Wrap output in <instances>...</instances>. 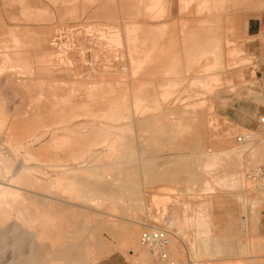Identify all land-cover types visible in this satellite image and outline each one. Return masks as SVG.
Masks as SVG:
<instances>
[{
	"label": "rangeland",
	"instance_id": "374dc122",
	"mask_svg": "<svg viewBox=\"0 0 264 264\" xmlns=\"http://www.w3.org/2000/svg\"><path fill=\"white\" fill-rule=\"evenodd\" d=\"M93 1L0 0V80L3 81L2 78L8 77L7 73L9 72V70H15L17 74L15 75V79L14 77H9L6 83L3 84V82L5 81L2 82V85L0 82V101L5 100V104H0V109L5 108V113H7L8 117L15 114L13 117L15 119H13V121L17 119L16 117L18 115L16 114H23V116L26 115L27 113H24L28 108H37L38 106L37 109H42L44 107L43 105H37L35 103L34 99L36 97H38L39 99L42 98L44 100L51 101L53 98H58V95L64 92L68 93L72 91L71 87L75 81V83L77 84L78 81L81 82L79 83V85L83 84V86H81V88L79 86L77 90H73V93L75 91V94H78V96L83 98L84 94L87 93V86V90L89 91L91 89L89 87L93 86L94 83L99 84V81L100 83L101 81H103L102 83H106L108 81L113 82L114 80L120 81V78L122 77L127 79L128 82L129 80H131L130 77L132 78L136 76L131 72V68H129V66H131V59L129 56L130 54H128L127 52L128 41L126 33L127 29H129L133 24L134 26L136 25V29L133 31V36L135 38L132 37V39L136 40H134L136 44L135 42H133L132 47L135 53H133V59L136 57L134 61L138 62V60H140L141 62L146 60L145 56L147 57L148 55V49L146 50V48H148V45H152L155 39L157 41L160 37L159 35H161L163 31L167 32L174 29V26L177 25L175 23H178V20H186V25H192L195 24L196 21L203 19L201 16L203 13L205 15L208 14V10H206L205 6H199L200 2H198V0H192L193 3H189V5L186 7L183 6L184 0H164L165 10L161 13L156 11L155 6L152 5L149 6V10L147 8V10H144V3L145 5L148 3L144 0H129L127 1V3L126 0L125 2L124 0ZM102 1H107V4L105 6H102L101 10H98L97 7L101 3H103ZM136 4L137 6L139 5L137 8L135 7ZM131 6L135 8L131 9ZM151 7L153 11L151 10ZM261 11H264V2L260 4L256 0H240L236 3L235 6L233 5V7H230L226 12L223 13L220 21L221 35L223 37V40L221 42L222 48L224 52H227L229 50H232L234 52L229 61H226L227 65L222 68L223 71L221 72L220 76L221 84H219V82L213 78L212 74L209 73L211 70H213L211 72H214L216 68H208L207 65L204 71L205 76L209 77L210 75V77L212 76L213 78V80L210 81L212 86L209 89L202 87L201 83H198L197 86L194 85L191 81L192 79H183L180 84L174 87L175 89L173 88L174 90L171 88L173 90L172 93L167 94L166 96V94H163V92L167 91L168 87L159 85L160 83L165 82V80H151L153 83H155L156 87L154 90L152 89L153 93L150 96L147 105H150V107L152 108L150 110H147L143 114H136L137 116L134 118L133 122L131 120L128 123H124V125L122 126H127L124 129L129 128L130 130L123 129L125 133L122 132V135L131 140L132 147L130 144L129 145L130 148L134 149L133 151L136 160H139V165H143L152 160L153 164H155V167H157V172H154V170L153 177H150L151 179H153V182H150V178L146 175L147 173L144 172L142 168H138V171H136V175L133 176L135 179L136 187H130L127 191L128 193L124 194L123 191H118L117 189L105 190V195L111 192L112 194L123 196L124 201H122V203H116L117 207H114L115 209L106 205L103 206L104 204L101 205V207L98 206V208H95L94 206H90L87 203L82 204L81 202H74V200L66 203L62 202L66 207L68 206L67 203H69V206H72L70 210L65 209V211L67 212H71L73 207L75 208L77 206L76 208L78 210L82 208L81 210H87L89 212L97 213L98 211V213H100L99 217H102L101 221L98 220L92 222V226L94 227L97 225L99 226V229L94 232V236H90L91 238L93 237L92 239H90V237L87 238V241L89 243L97 245V249L95 252L96 259H92L93 261H89L88 263H81L82 260L80 256L82 254V248H78L76 250V253H80V258L78 256L77 258L81 262L78 263L79 260L77 259L76 264H99L103 260H108V258L114 259L116 260V262L121 264H131L130 250H132L133 253L134 248H138L143 253L145 252L146 257H150L151 254L149 253L148 248L140 245L139 236L141 231L147 224L155 223L152 222L153 218L160 219L161 223L157 224H159V226L163 227L164 229L173 232V236L171 237L170 244L167 248V252H169V255L167 254L165 256V260L162 261H165L166 264H173V262L175 264L179 259V261L181 260L183 264L191 263L193 256L190 252L191 250L189 249L188 241L197 237V239H195L194 241L197 245L200 244L201 241L198 238L200 233L193 225L189 226L185 222L186 219L184 217H187L189 215L192 216L195 210L199 212L202 211L205 215H207V223L211 225L212 229L211 236H217L220 238L218 240V246L220 247H218L217 249L215 247H212L206 254L200 253V261L197 262V264H248V262L252 259L264 264V236L258 233L256 227L257 212L260 203L264 200V191H258L256 189L253 191L249 190L247 193L248 197H255L257 198L256 201L258 200V198H260V200L257 203H255V201L253 203L254 206L253 204H250L252 202H247L246 204L248 205H246L242 200L239 199L238 195L235 194L237 193V190L240 191L238 186H222L214 185L211 183L212 189L209 190L205 188L206 186L202 182L203 179H208V171L207 168L204 167V161L206 162L209 156H211L214 152H217V154L214 155L223 162V166L226 168V170L232 172H247L250 169L257 167L258 165H264V160H261L258 157V148L263 142L262 136H264V123H257L252 129H238L230 124L226 119L219 117L211 109L210 104L213 103L214 94L220 88H224L229 83L226 79L230 73L252 63V61L243 59V56L241 55L242 51L238 46L239 40L243 39V35L238 32V30L235 31L234 29H231L232 27H228L230 22L236 21V23H239L243 15L248 13L255 14ZM2 22L3 24H1ZM171 27L172 29H170ZM115 30L118 32L117 34H119V37L122 38H119L118 43L112 41L113 35L116 32ZM46 42H48V46ZM107 43L111 47H109ZM119 43L122 45L120 46L122 47L124 56L120 55V48L114 47L118 46ZM43 44H45L46 46ZM134 46L137 47L136 50ZM141 46L147 47L144 49V47ZM108 47L110 48V50ZM45 49H47L48 51H45ZM39 50H41L43 53L44 51L45 53H49L50 50L52 51L50 52L52 56H50L49 58V55H46V58L48 57L46 59L44 57L45 53L44 55H42L43 53ZM38 51L41 54H39ZM62 51H64L65 53L63 52L60 54V52ZM83 53L84 55L82 56ZM140 53L143 54L139 55ZM58 55H60V57ZM138 55L140 56V58H137ZM142 55L145 59L142 58ZM62 61L64 63H62ZM122 66L126 70H123ZM194 68H190L188 72L189 75L187 74V76L197 73L193 70ZM44 69L45 71H43ZM111 73L114 74L113 78L111 77ZM206 73L209 74L207 75ZM115 74L117 76H115ZM154 75L157 76V74L155 73ZM154 75L152 76L154 77ZM160 75L162 77L164 76L162 73H159V76ZM137 76L139 77V75ZM106 77H108V79ZM16 78H20L21 80L18 79L17 81ZM115 78H119L120 80ZM124 78H122L123 81L121 80L120 82L126 83ZM11 79L15 82L11 81ZM86 82H89V84L91 83L93 85L88 84L86 86ZM23 84L26 88L23 86ZM215 86L217 88L210 96L209 94L213 92V88ZM8 87L11 89H9ZM186 87L187 89H184ZM12 89L14 90L12 91ZM78 90H80L81 93ZM194 94L197 95L191 97V95ZM154 98H157L156 100L159 102L157 103L156 101L149 103V101H153ZM30 99L36 105H34ZM193 100L197 101L198 103L200 101L201 102L198 104L195 101L193 102ZM27 101L28 103L30 101L32 104L28 105L27 103H25ZM189 103V106L192 105V108L185 105ZM186 106L188 107L187 109ZM44 108L41 111L46 110L47 107L45 106ZM20 110H22V112ZM186 112L188 113L186 114ZM44 113L47 114L46 111L42 114ZM180 114H183V121L186 124L185 126L186 128H188L189 126V128L186 130L185 127H183L184 132H182L181 134H176L173 128H170V125L172 119L175 120ZM171 115L173 116V118ZM200 115L202 118V122L200 134L199 137H197L194 133L195 126L198 123ZM261 116H264V114H261L258 117V121ZM209 117H212L214 119V126L209 125ZM185 119H187V122L185 121ZM7 120H5L6 122L2 121L3 124H0V127L5 123L9 124L10 122H8L9 120ZM23 125H26L27 128H34V124H32L31 126L30 122H24L23 124H20V126ZM26 126L24 128L25 130L22 128L20 129L27 131ZM43 128H40V130H36H38L39 132L41 130H44ZM1 129L2 127L0 128V130ZM161 130L164 132L161 133ZM24 131L23 133H26ZM170 131H173V134ZM170 133L172 134V136ZM3 134V131H0V155H7L9 154L8 152H10L9 150L12 147L10 146V144L8 146V143L2 140ZM240 134H250L252 136L251 142H248L245 145L238 144L236 142V137ZM45 137H43V140ZM32 139L34 141L35 137H31L29 141L32 143H36L33 142ZM132 139H134V141ZM98 146L96 145V147ZM100 147H102V145L98 147L99 150L103 148ZM235 147H239L236 150L239 151L238 158L235 157L236 155H234V151L218 154V152L221 150L232 149ZM73 156L80 157V155L78 154H75ZM98 156L99 155H97V157ZM109 156H112V158H114L116 155H108V157H106V155L100 154V157L102 158L101 161L115 160H112V158H109ZM80 160L83 162L85 161L84 159ZM77 161L79 160L77 159ZM159 165L160 168L158 170ZM221 169L222 168L218 170ZM158 173L161 178H159ZM154 177L157 179V181H155L156 179ZM164 178L168 179L169 181H164ZM230 186H233L232 189ZM203 188L206 190H204ZM153 195H158L160 198H162V201L156 202ZM140 200L142 201V203H140ZM135 202L136 204L140 203V205L138 204L136 207ZM242 203H244V206L242 205ZM248 206L250 207L248 208ZM246 211L249 214V216L246 215L248 218L244 215ZM208 212L211 213L210 217ZM171 215L173 218L176 217L177 219H185L183 221V232H180L176 226L170 228L168 227V225L166 226V224L162 222V219H164V217L166 218L164 219L165 221L172 218ZM245 220L247 222H245ZM242 222L244 227H242ZM228 224L230 225L231 231H233L234 229L240 230V233L235 236L236 238H231L234 237V235H231V232H227L226 226ZM9 225V223L6 224V226ZM244 228L248 229L247 232H249V236L248 234H245L246 231ZM122 234L129 235L128 238L131 239L135 238L136 244L132 247L128 244H125L124 240L122 239L124 238ZM179 238H182V241H179ZM248 239L253 242H257L259 245L253 247L252 250H250L252 252L247 253L245 256L242 253L243 244ZM7 247H4L1 250L2 253L0 252V263L1 261H3V258L6 260H11L12 262L14 260V246H11L10 244V246ZM171 249H178L179 253L177 258L170 255ZM202 251L203 249L201 250V252ZM153 257L155 259H159L156 256ZM154 258H151V260L156 264H164V262H159L157 260L155 261ZM73 261L71 263L74 264L75 262Z\"/></svg>",
	"mask_w": 264,
	"mask_h": 264
},
{
	"label": "bare ground",
	"instance_id": "6f19581e",
	"mask_svg": "<svg viewBox=\"0 0 264 264\" xmlns=\"http://www.w3.org/2000/svg\"><path fill=\"white\" fill-rule=\"evenodd\" d=\"M88 1H90V0H88ZM91 1H93V0H91ZM127 1H129V0H126V3H127ZM130 1H132V0H130ZM144 1H146V0H144ZM190 1H188V2H190ZM124 2H125V0H124ZM90 3H92V2H90ZM163 3H164V1H163ZM208 3L209 2H205V4H208ZM223 3H224V1L221 0L220 4H223ZM106 4H107V1L101 3L97 7V9L101 10L102 6H105ZM155 4H157V2L155 0L148 1L145 9L146 8L150 9L149 6L150 5L154 6ZM188 5H186V6H188ZM138 6L136 4L135 7L137 8ZM183 6L186 7L185 5H183ZM135 7L131 6V9H133ZM163 9H165V7H163ZM151 10H152V7H151ZM206 10L210 11L209 8L207 9V7H206ZM135 11H136V9H135ZM210 12H212V10ZM207 13H209V12H207ZM203 15H205V14H203ZM210 16H212V15L210 14ZM213 16H214V14H213ZM214 18H216V17H214ZM216 21L214 20V22H213L214 25H215ZM218 23L220 24V21ZM1 24H3V22ZM179 24L181 25V23H179ZM208 24L211 26V22L207 23V25ZM201 25H205V24L203 23ZM186 26L189 27V28L187 27V29H191L192 27H194L193 24L191 25L192 27L189 25H186ZM195 26H198V25H195ZM3 27H4V25H3ZM135 27H136V25L134 26V24H133L130 28L128 27L129 29H127V33L126 32L125 33L127 34V41H128V43H127L128 44V51L127 52H128V54H130L129 56L131 59V66H129V68H131V72L133 74H135L136 76L139 75V77L138 76L137 77L134 76L132 78L130 77L131 80H129L127 82V79H125L124 77L121 76L122 78L125 79L126 83L120 82L122 80V78H120L121 80L119 78H115V79H119L120 81H116L114 79H113L114 80L113 82L108 81L106 83H102L103 81H101L102 84L100 83V81L98 82L99 84L94 83V85H93L90 83L93 86L89 87V88H91L89 91L87 90L88 89L87 85L89 84V82H86L87 84H85V85L87 86V89H86V87H85V89H86L87 93L84 94L83 98L78 96V94H75V91L73 93V90H75V89L77 90V88L79 86H80V88H81V86H83V84L79 85V83H81V82L78 81V84H77V83H75L76 82L75 81L71 87L72 91H70L68 93L64 92V93L58 95V98H53L51 101L44 100L42 98H41L42 99L41 100L35 96L36 97L34 99L35 103L37 105H39V104L43 105L44 107L46 106L47 107L46 110L41 111L44 107L42 109H37L38 106H37V108H28V109H26L27 111H25V113L23 111L24 114L27 113L26 115L23 116V114H20L22 116L21 117L19 114H16L19 117L18 116L16 117L17 119L14 120L15 122L13 121V119H15V118H13V117L15 115L14 113H16V112L13 113L14 115L9 116L10 117L9 118L7 116V113H5L6 112L5 108L0 109V124H3L2 121L6 122L5 120H7V119L9 120V121L8 120L7 121L10 122L9 124L5 123L6 125L5 124L3 126L1 125L2 129L0 131H3V133H4L2 140L4 142H7L8 146L10 144V146L12 147V148L10 147L11 149L9 150L10 152H8L9 154L0 155V252L4 247L10 246V244H11V246H14V248H15L13 250L15 253L14 254L15 258L12 256L15 261L13 260V262H12L11 260H6L3 258V261H1L0 264H11V262H12V264H73V263H71L73 260H74L73 262H75L74 264H76L77 259H78L77 256L79 257V255H80V253H76V250L78 248L79 249L82 248V254L80 256L82 262L78 259L79 260L78 263H80V262L81 263H83V262L88 263L89 261H93L92 259H96L95 252L97 249V245H93V244L89 243L87 241V238H89L91 235L94 236V234H95L94 232L99 229V226H97V225L93 227L92 222L98 221V220L101 221L102 217H99L100 213H98V211L96 213V212H89L87 210H81L82 209L81 207H80L81 209L78 210L76 208L77 206L75 207L76 209L73 207L71 212H67V211H65V209L70 210V208H72V206H69V203H67L68 206L66 207V206H64V204L62 202L66 203V202H71L74 200V202L77 201V203L81 202L82 204L87 203L90 206L91 205L94 206L95 208H98V206L101 207V205H103V204H104L103 206L106 205V206L111 207V208H114V207L116 208L117 207L116 203H119V202L122 203V201H124L123 196L112 194L111 192L109 194L105 195L104 194L105 190L117 189L118 191H123V193L126 194V193H128L127 191L129 190L130 187L136 185L135 179L133 176L136 175V171H138V168H142V170H144V172L147 173L146 175L149 178L153 177V171L154 170H155L154 172H157L156 171L157 167H155V164H153L152 160L151 161L149 160L150 162H147L145 164L141 163L143 165L138 164L139 160L138 159H137L138 161L136 160V157H135V154L133 151L134 149L130 148V145L132 144L131 140L127 139V137H124L122 135V132L125 133L123 131V129L126 128L127 126H122V125H124V123L130 122L131 120L133 122L134 118L137 116L136 114H143L144 112H146L147 110H150L152 108V107H150V105L148 106L147 103H148V100L150 99V96L153 93L152 91L156 87L155 83H153L150 80L151 76L154 75V73L157 74V76L154 75V77H158L159 73H162L164 75L163 78H167V80L164 79L165 82H162L159 84L161 86L164 85L165 87H168L167 91L163 92V94H166V96H167V94H171L172 91L175 89L174 87L177 86L178 84H180V82L183 80V78H186V77L184 76L182 78V75L180 73L182 72V70L184 68L180 69L177 65V63H179L177 61H179V58H180V61H182V59H181L182 57H179V52H178L179 49H178V51H177V48H176V50H174L175 47H177L176 45H175L174 49L173 48H170L169 50L167 49L168 52L166 49L162 48V51H161V49L159 48V50L161 51L160 55H159V52L156 55L160 56L162 59L159 58L161 60V63L158 66H156L157 65L156 61L158 59L157 58L158 56H155V54L153 53V57L155 56V58H157V59L156 60L153 59V61L151 59H149V55H150L149 47L152 45H149L148 48H146L147 46L146 47L141 46V47H144V49L146 48V50L148 49L147 53L149 52V54L147 55V57L145 56L146 60L141 61V62H140V60H138V62H135L134 59L136 57L133 59V53H134L133 50L134 49L132 48L133 42L136 41L135 39H132V37H134L133 31L136 29ZM200 27H202V26H200ZM200 27H199V31H200ZM176 28H177V26H176ZM197 28L195 29L196 31L198 30ZM209 28H208V30L206 28L205 31L204 30L202 31V32L207 31L206 33H204L205 35H203V33L201 32L202 37L205 36L203 39L206 42V44L204 43L206 45V47H205L206 52H209V49L211 48L212 45L217 46V44H218V46H221V44H220L221 42H219V43L217 42L218 41V39L216 38L217 36L214 38L213 37L214 35H212V33H211L212 31H214V32L218 31V30L216 31V29L218 28V25H217V28L215 25L214 28H216V29L212 30L211 32H210L211 29H209ZM112 29H113V27H112ZM170 29H172V27ZM181 30H182V28H181ZM195 30H193V31H195ZM220 30H219V32H220ZM10 31H11V29H10ZM176 31L178 32L177 29H176ZM176 31H174V32L177 35L178 33H176ZM110 32H112V31H110ZM174 32H172V35ZM219 32H217V33H219ZM117 33L118 32L116 31L115 34L113 35L112 41H115L118 43L120 37H119V34H117ZM181 33H182V31H181ZM196 33H198V32H196ZM193 34L197 35V34H195V32H193ZM198 34H200V33H198ZM219 34H218V38L221 37V36H219ZM169 35H170V33H169ZM174 36L175 35H173L171 38L173 39ZM177 36H176V38H177ZM200 36H201V34H200ZM202 37H201V40H202ZM161 38H162V36H161ZM176 38L174 40V41H176L175 43H177V41H179V40H176ZM198 38H197L198 42L197 41L196 42L200 44L201 40ZM120 39H122V38H120ZM136 39H137V36H136ZM219 39H221V38H219ZM163 40L164 39H162V41ZM204 40H202V41L204 42ZM180 41H181V39H180ZM192 41L194 42V40H192ZM166 42H167V40H166ZM203 42H201V43L203 44ZM214 42H215V44H213ZM46 43L48 46V42H46ZM120 43L118 46H114V47L120 48L121 49V50H119V52H121L120 55L124 56V52H123L122 47H121L122 45ZM169 43H170V41H169ZM208 43L209 44L212 43V45L210 44V48H209ZM135 44H136V42H135ZM159 44H156V45L158 47H160ZM164 44L166 45L165 41H164ZM43 45H45V44H43ZM102 45H103V43H102ZM107 45H108V43H107ZM160 45H162V44H160ZM189 45H190V40H189V38H186L185 45H183V46L188 47ZM169 46H171V45L169 44ZM201 46L199 47V49L201 48ZM216 46H214V47H216ZM109 47H111V46H109ZM134 48L136 50L137 47L134 46ZM152 49H151V55H152V52L156 50L155 49L152 51ZM46 50L47 49H45V51ZM109 50H110V48H109ZM39 51L42 52L41 50H39ZM39 51H38V53H39ZM45 51H44V53H45ZM94 51H96V50H94ZM157 51H158V49H157ZM184 51H185V55L189 54L188 53L189 50L185 49ZM50 52H52V51L49 50V53L46 52L47 54L45 53L44 57L46 58V55L47 56L49 55L48 57L50 58V56H52ZM63 52L64 51L60 52V54ZM140 52H141V50H140ZM181 52H182V50H181ZM44 53L42 55H44ZM137 53H136V55H137ZM226 53H228V52H225V55H228ZM39 54H41V53H39ZM58 54H59V52H58ZM141 54H143V53H140L139 55H141ZM83 55H84V53L82 54V56ZM139 55L137 56V58H140ZM196 55H198V54H196ZM200 55H202V54H200ZM218 55H220V53ZM58 56L60 57V55H58ZM150 57L152 58V56H150ZM142 58H144V56ZM189 59L191 60V58H189ZM48 60H46V61H48ZM141 60H143V59H141ZM150 60H151V63L154 62V60H155L156 65L152 64L150 66V64H149ZM82 61H83V59H82ZM136 61H137V59H136ZM224 62H225V60H224ZM51 63H54V62H51ZM62 63H64V62L62 61ZM68 63H70V62H68ZM202 63H204V62H202ZM124 65H125V63H124ZM182 65H183V62L181 64V66ZM218 65L219 64H216V62H214L213 64H209L207 66H208V68H216L217 69ZM201 66H203V65H201ZM182 67H184V66H182ZM208 68H206V69H208ZM220 68H219V70H220ZM123 70H126V69L123 67ZM43 71H45V69ZM211 71H213V70H211ZM211 71L209 73L213 74V72H211ZM116 72H117V70H116ZM215 72L218 75V72L217 71H215ZM118 74H119V71H118ZM15 75H17L15 70H9V72L7 73L8 77L2 78V80L5 82L0 80L1 85H2V82H3V84L6 83V81H8L9 77L10 78L14 77V79H15ZM107 75H108V73H107ZM112 75H111V77L113 78L114 74H112ZM201 75H203V74H201ZM215 75H213V77ZM217 75H216V77H217ZM104 76H102V77H104ZM115 76H117V75L115 74ZM200 76L198 75L199 78H200ZM203 76H204L203 79H199V78L194 79L196 77L194 75L193 76L194 78H190V79H192L191 80L192 83L196 86L198 85V83H201L202 87L208 88V89L211 88L212 84L210 81L213 80L212 76L211 77H210V75H209V77L205 76V73ZM108 77H106V78L108 79ZM160 77H161V75H160ZM16 79L18 81V79H20V78H16ZM11 81H13V80L11 79ZM83 81H85V80H83ZM160 81H161V79H160ZM13 82H15V81H13ZM95 82H97V81H95ZM189 82H190V80H189ZM92 83H93V81H92ZM71 84H70V86H71ZM23 86L25 87L24 84H23ZM27 86H29V85H27ZM4 87H5V85H4ZM9 87H11V86H9ZM2 88H3V86H2ZM83 88H82V90H83ZM171 88L172 89L174 88V89L172 90ZM9 89H11V88H9ZM184 89H187V87ZM5 90H6V88H5ZM13 90L14 89H12V91ZM78 91H80V90H78ZM15 93H16V91H15ZM80 93H81V91H80ZM22 95H23V93H22ZM195 95H197V94L191 95V97L195 96ZM187 97H188V95H187ZM10 98H12V97H10ZM156 99L157 98H154L153 101L150 100L149 103L150 102L151 103L156 102L157 101ZM187 99H189V98H187ZM194 101L195 100H193V102ZM158 102L159 101H157V103ZM193 102H192V104H193ZM195 102L198 103L197 101H195ZM25 103H27L28 105L32 104L30 101H29V103H28V101ZM35 103L33 102L34 105H36ZM196 103H194V104H196ZM0 104L1 105L5 104V100H1ZM201 104H203V103H201ZM185 105L189 106L190 103L185 104ZM158 106H159V104H158ZM187 106H186V109L188 108ZM191 106H189V107L192 108ZM20 111L22 112V110H20ZM45 111L47 112V114L44 113L45 114V116H44V114H42V113ZM187 113L188 112H186V114ZM183 114L178 115L175 120L172 119L173 118L172 115H174V114L171 115L172 116V118H171L172 122H171L170 128H173V130L176 132V134L177 133L181 134L182 132H184L183 127H185L186 130L189 128V126H188V128H186V126H185L186 124L183 121V119H184ZM185 121L187 122V119H185ZM24 122H30L31 126H32V124H34V126H33L34 128L31 129L30 126H28L30 128H27V126L25 125L27 131H24L25 126L24 125L20 126V124H23ZM28 125H29V123H28ZM154 125H156V124H154ZM20 128H22L24 130H22ZM40 128H43L44 130H41L38 132V130H36V129L40 130ZM19 129L22 131H20ZM127 129L130 130L129 128H127ZM127 129H124V130H127ZM160 129H164V128H160ZM167 129H169V128H167ZM23 131L26 133H23ZM189 131H190V129H189ZM131 132H133V131H131ZM162 132H164V131L161 130V133ZM170 132L172 133L173 131H170ZM172 134H171V136H172ZM239 136L243 138V141L237 140V138ZM239 136L236 137V142L238 144L245 145L248 142L249 143L251 142L252 136L250 134H246V135L240 134ZM31 137H35L34 141H33V139H32V141L36 142V143H32L29 141L31 139ZM43 137H45L44 140H43ZM132 140L134 141V139H132ZM28 141H29V143H28ZM96 145L97 146L102 145L103 148L100 147L102 149L99 150L98 149L99 146L96 147ZM131 147H132V145H131ZM244 150H245V148H244ZM75 154L80 155V157H76V156L74 157L73 155H75ZM100 154H104V155H106V157H108V155H113V156L116 155L115 156L116 158L115 157L112 158V156H109V158H112V160L113 159H115V160L114 161H108V160L107 161H101L102 158L100 157ZM94 155H96V156H94ZM97 155H99V156L97 157ZM234 155H236L235 157L238 158L239 157V151L235 150ZM84 156H88V157H84ZM109 158H107V159H109ZM251 158H253V157H251ZM77 159L79 161H77ZM80 159H84L85 163L83 161H81ZM168 167H169V165H168ZM204 167L207 168V171H208V179H204L202 181L203 184L206 186L205 187L206 189H209V190L212 189L211 183L214 185H222V186H224V185H226V186H228V185L238 186L240 191L237 190V193H235V194H237L239 199L242 200L245 204L247 202L248 203L252 202V203H250L251 205L256 201L257 198L250 197V196L248 197V194H247L248 191L249 190L253 191L255 189L258 191H264V180L263 179L252 178L250 173L247 174L248 171L246 173L243 171L232 172V171L226 170V168L223 166V162L220 161L217 158V156H215L214 154L209 156V158L207 159L206 162L204 161ZM219 167L222 169L218 170V169H220ZM159 168H160V165L158 167V170H159ZM166 168H167V166H166ZM255 168L250 169L249 171H252ZM139 171H141V170H139ZM130 174H132V175H130ZM158 175H159V173H158ZM163 176H164V174H163ZM171 177H172V175H171ZM159 178H161L160 175H159ZM152 180L153 179L150 178L151 183L153 182ZM166 180H168V179H165L164 181H166ZM155 181H157V179ZM230 187L232 189L233 186H230ZM193 189H194V187H193ZM206 189H204V190H206ZM188 191H189V189H188ZM153 197L155 198L154 200H156V202L162 201V198H160L158 195H153ZM259 200H260V198H258V200L255 203H257ZM136 202H135V204H136ZM140 203H142L141 200H140ZM140 203H138V204L140 205ZM244 203H242L243 206H244ZM138 204H136L135 206L137 207ZM123 205H124V202H123ZM246 205H248V204H246ZM250 206H248V208ZM253 206H254V204H253ZM139 207H141V206H139ZM78 208H79V206H78ZM243 209H244V207H243ZM246 213H247V211H246ZM246 213H244L245 217L249 216V214L248 213L246 214ZM252 214H253V211H252ZM206 216L207 215H205L202 211L199 212V211L195 210V212L192 214V216L189 215L187 217H184L186 219L185 222L189 226L193 225L199 231L200 235L202 234L200 236L197 233L200 236V237L198 236V238L201 241L200 244L197 245L196 242L194 241L195 239H197V237L195 238V235H194L195 239L188 241L189 242V244H188L189 249L191 250L190 252L193 256L191 263H188V264H197V262L200 261L199 260V254L200 253L206 254L209 252V250L212 247H215L216 249L218 247H220V246H218L219 245L218 240L220 238L217 236H211V234H212L211 230L212 229H211V225H209L207 223ZM171 217H172V215H171ZM184 218L182 220V219H177L176 217H174V218L172 217V218L167 219L165 221L164 219H166V218L164 217V219H162V222H164L166 224V226L168 225V227H170V228L173 226L174 227L176 226L180 232H183V230H184L183 221L185 220ZM152 222H155V223H150V224H147L146 226L149 227V226H152L153 224L159 226V224L161 223L160 219H158V218H153ZM245 222H247V221L245 220ZM8 223L10 225L6 226V224H8ZM157 223H159V224H157ZM187 224H185V225H187ZM245 225H247V224H245ZM146 226H145V228H146ZM247 226H249V225H247ZM124 227H126V226H124ZM159 227L164 229L161 226H159ZM242 227H244L243 222H242ZM244 229L246 231L245 234L246 235L248 234V236H249V232H247L248 229L247 228H244ZM164 230H166V232H167L168 243L165 246H163L162 248H159V247L155 248V247H151L149 245L142 244L140 242V236H139L140 245L147 247L151 256H156L161 261L165 260V256L169 253V252H167V247L169 246L170 239L173 236V232H171L167 229H164ZM140 235H141V233H140ZM92 238L90 237V239H92ZM256 245H259V244L257 242L251 241L250 239L246 240L245 243L243 244V252H242L243 255L246 256L247 253L252 252L250 250H252V248L255 247ZM7 248H9V247H7ZM202 249H203V251L201 252ZM248 255H250V254H248ZM174 257H176V256H174ZM250 257H252V256H250ZM74 258H76V259H74ZM171 261H173V260H171ZM173 264H174V262H173ZM248 264H262V263L252 259L251 261L248 262Z\"/></svg>",
	"mask_w": 264,
	"mask_h": 264
},
{
	"label": "crops",
	"instance_id": "0c3cea01",
	"mask_svg": "<svg viewBox=\"0 0 264 264\" xmlns=\"http://www.w3.org/2000/svg\"><path fill=\"white\" fill-rule=\"evenodd\" d=\"M146 1L148 2V1H153V0H146ZM155 1L157 2V4L154 5L156 7V9H155L156 11L161 13L163 10H165V9H163V7H165V5L163 3L164 0H158V1L155 0ZM184 1H185L184 2L185 6L188 5L190 2L193 3L192 0L191 1L190 0H184ZM188 1H190V2H188ZM220 1L221 0H212V1L211 0H200V1L198 0V2H200L199 6H205V8L206 7H207V9L209 8V10L210 11L212 10V12L208 11L209 15L208 14L203 15L204 14L203 13L201 15L203 19L196 21V23L193 24L194 27H192L191 24H187V25L192 27V28L190 27L191 29H187L188 26H186V24H185L186 20L180 19L178 21L176 20L178 22V23H175V24H177L176 25L177 28L175 26L174 29L167 31L168 33L166 31H163V33H161V35L159 37V39H160L162 36V38L160 39L161 41L159 39H158V41H156V39H155L152 46H150L151 48L148 45L149 50H150L149 51L150 52L149 59H151L153 61V59L156 60L158 58L157 59L158 62L156 61L157 65L155 63V60L152 63L150 60V63H149L150 66L152 64L158 66L161 63L160 59H162V58L156 54H158V52H159V55H160L162 48L166 49V50L167 49L169 50L170 48L174 49V47L176 45L177 47H175L174 50H176V48H177V51H178V49H179V51H178L179 57H182L181 58L182 61H180V58H179V61H177L179 63H177V65L180 69L184 68L182 70V72L180 73L182 75V78L184 76L186 77L183 79L194 78L193 77L194 75L196 76L194 79H198L199 78L198 75L199 76L201 74L204 75L206 65L213 64L214 62H216V64H219V65H218V68L216 70H214L212 76L215 74L217 75V73L215 72V71H217L218 72V75H217L218 78L216 77V75L213 78L216 79L219 82V84H221V78H220L221 73L220 72L223 71L222 68H224L227 65L226 61H229V59H230V57H232V54L234 51L229 50V51H227L228 53H226L228 55H225V52L223 51V48H222V43H220L221 46H218V44H217V46L214 45L216 47H214L212 45V43H210L212 45L211 48H210V44L208 43L210 49H209V52H206L205 51L206 42L203 39L205 36L202 37V33H203V35H205L204 33H206L207 31L206 32H202V31L203 30L205 31L206 28L208 30V28L210 27L209 29H211L210 30V32H211L212 30L216 29L217 25H218V28L216 29V31L218 30L217 32H219V30L221 29V27H220L221 24H219L218 22L221 21L223 13L226 12L230 7H233V5L235 6L236 3L240 0H223L224 5L220 4ZM256 1L260 4L264 2L263 0H256ZM205 2H209V3L205 4ZM146 5L144 4L143 9H145ZM215 13L216 14L218 13L217 14L218 16ZM210 14L212 16H210ZM213 14H214V16H213ZM214 17H216L217 19ZM242 17H241L239 23H236V21H231L228 27H232L231 29H234L235 31L238 30V32H240L243 35V39L239 40L238 46H239V49L242 51L241 55L243 56V59L252 61V63L230 73L226 79L229 83L224 88H220L214 94L213 103H210V104H211V109L219 117L226 119L234 127L238 128V129H252L258 123V117L261 114H264V11L257 12L255 14L254 13H248V14L243 15ZM214 20L215 21L217 20L215 22L216 28H214V26H215L213 24ZM208 21L211 22V26L209 24L207 25V23H209ZM179 23H181V25ZM203 23L205 25H201ZM195 25H198V26H195ZM199 25L202 27H200ZM199 27H200V31H199ZM181 28H182V30H181ZM196 28L198 29L197 31L195 30ZM176 29L178 30V32L176 31ZM193 30H195V31H193ZM174 31H176V33H178L177 34L178 36L175 34ZM181 31H182V33H181ZM172 32H174L173 35H175L173 39L171 38L173 36ZM193 32H195V34H197V35H194ZM196 32L200 33L201 36H200V34H198ZM217 32L212 31L211 33H212V35H214L213 36L214 38L217 36L216 37L218 39L217 42L219 43V42H222L223 37L221 35V30L219 32L220 34ZM169 33H170V35H169ZM218 34H219V36H221V37H219L221 39L218 38ZM176 36H177V38H176ZM196 37L197 38L199 37L198 39H200V40L202 37V40H204V42L202 40H201V42H203V44L201 42H200V44L197 43L198 40ZM175 38H176V40H179V41H177L178 44L175 43L176 42V41H174ZM186 38H189V40H190V45L188 47L183 46V45H185ZM162 39H164V40L162 41ZM180 39H181V41H180ZM166 40H167V42H166ZM192 40H194V42ZM164 41H165L166 45L164 44ZM169 41H170V43H169ZM158 42L162 45H160ZM154 44L155 45L159 44L160 47H158L157 45L155 46ZM169 44L171 46H169ZM213 44H215V42ZM200 46H201V48L199 49ZM159 48L161 49V51L159 50ZM151 49H152V51L156 49L155 51L152 52V55H151ZM157 49H158V51H157ZM185 49L189 50L188 55H185V51H184ZM168 50H167V52H168ZM181 50L183 53L181 52ZM149 52H148V54H149ZM153 53L155 54V56H158V57L157 58H155V56L153 57ZM219 53H220V55H218ZM196 54H198V55H196ZM200 54H202V55H200ZM150 56H152V58ZM189 58H191V60ZM223 59L225 60V62ZM182 62H183L182 66H184V67L181 66ZM202 62H204V63H202ZM201 65H203V66H201ZM190 68H194V71L197 73H195L194 75L192 74L190 76H187ZM219 68H220V70H219ZM203 75H201L199 79H203L204 78ZM152 79L153 80H158V79L159 80L160 79L161 80L162 79L167 80V78H163L162 76L161 77L160 76L151 77L150 80H152ZM216 88H217L216 86L213 88L214 90L211 94H209L210 96L214 93ZM201 122H202V118L200 115L198 123L195 126V133H194L195 136H197V137H199V134H200ZM208 123H209V125L214 126V119L212 117H209ZM262 140H263V142H262V144H260V146L258 148V157H259V159L264 160V136H262ZM238 148L239 147H235L232 149H224V150L219 151L218 154L223 153V152H232V151L237 150ZM213 154H217V152H214ZM208 214L210 217L211 213L208 212ZM256 225H257L256 227H257L258 233L260 235L264 236V200L260 203V206H259V209L257 212V223H256ZM226 227H227V232H231L230 234L234 235V237H231V238H236L235 236L240 233V230H237V229L236 230L234 229L233 231H231L229 224ZM122 236L124 237L122 239L124 240L125 244H128L131 247L136 244L135 238L134 239L128 238L129 235H127V234H125V235L122 234ZM231 238H229V239H231ZM179 241H182V238H179ZM133 253H132V250H130L131 264H156L154 261L151 260V258H154L153 256L150 255V257H146V254L143 253L138 248H134ZM178 253H179L178 249H176V250L171 249L170 250V255L176 256V258L178 256ZM156 260L159 262H164V261H161L159 259H155V261ZM99 264H121V263L116 262V260H114V259L108 258V260H103ZM157 264H160V263H157ZM164 264H166V263L164 262ZM175 264H183V262L181 260L179 261V259H178Z\"/></svg>",
	"mask_w": 264,
	"mask_h": 264
},
{
	"label": "built area",
	"instance_id": "2783aa9c",
	"mask_svg": "<svg viewBox=\"0 0 264 264\" xmlns=\"http://www.w3.org/2000/svg\"><path fill=\"white\" fill-rule=\"evenodd\" d=\"M258 123H264V117H260ZM238 141H243L242 137L237 138ZM247 173V172H246ZM251 175L252 178L263 179L264 180V166H257L254 170L248 171L247 174ZM140 242L145 245H149L155 248H162L168 243L166 230L160 228L157 225H152L144 228L141 231Z\"/></svg>",
	"mask_w": 264,
	"mask_h": 264
}]
</instances>
